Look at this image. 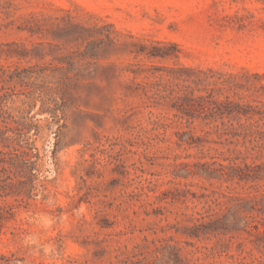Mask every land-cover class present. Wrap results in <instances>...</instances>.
Wrapping results in <instances>:
<instances>
[{
	"label": "rangeland",
	"instance_id": "obj_1",
	"mask_svg": "<svg viewBox=\"0 0 264 264\" xmlns=\"http://www.w3.org/2000/svg\"><path fill=\"white\" fill-rule=\"evenodd\" d=\"M263 122L264 0H0V264H264Z\"/></svg>",
	"mask_w": 264,
	"mask_h": 264
},
{
	"label": "trees",
	"instance_id": "obj_2",
	"mask_svg": "<svg viewBox=\"0 0 264 264\" xmlns=\"http://www.w3.org/2000/svg\"><path fill=\"white\" fill-rule=\"evenodd\" d=\"M160 53H157L155 51L150 53V56H157ZM161 56H165L163 54H161ZM38 66V65H37ZM28 72H32L30 73V76H38L42 77L43 80L47 83V82H52V80H50V75L47 73V68L45 67H41L38 69H26ZM34 74V75H32ZM192 92V91H191ZM214 89H207V94H200L198 96L192 97L190 96L188 93L185 95V98H187V104L186 105H182L181 107H176L179 110V113H177L176 115L180 118H184L185 115H188L189 117H201L204 120H208V119H216L217 117H223L224 115H233V117L235 118H239V116H247L248 109L246 108V111L242 110V107H248L247 104H243L244 106H242L241 108H238L237 110V114L235 113L234 110H232V108L230 107V102H226L228 105L224 106L225 101H222L218 98H216L214 96ZM193 94V93H191ZM194 102H191V101ZM234 105H239L238 103H234ZM224 108V109H223ZM187 121H190V119L188 118ZM240 133H234V135L232 136H239ZM185 136V132L181 133V135H179L180 141H187L190 142L189 140L184 138ZM189 136L191 139H195L194 135L189 133ZM245 136H250L249 140L254 142V148L258 147L259 148V152L262 153L264 155V122L263 125L260 123H257L256 125V129H254L253 131H251L250 134H246ZM34 147L30 146L28 147V149L25 150H21L19 151L18 149L16 151L13 152V157L14 159H19L21 158L25 165L27 166L28 169H33L34 165L36 163V161L39 159V153L35 152L32 153V149ZM9 152H3V154H6ZM35 160H34V159ZM223 167L225 168H231V169H236L239 170L241 173L239 174V180H245V181H252L253 184L251 185L252 187H256L257 186V181L264 179V162L263 164H256V163H245L244 166L241 165H225L222 164ZM229 176H232L230 179H233V176L236 175H230L229 172L227 173ZM30 176L33 177V173L30 172ZM257 193H253V194H248L247 196H238L236 197L238 200H247V202L245 203V207L247 210L249 211H253L255 210V208L257 207L258 204V200H257ZM258 216H253L252 215V219H257ZM257 227H259L258 225H256Z\"/></svg>",
	"mask_w": 264,
	"mask_h": 264
}]
</instances>
